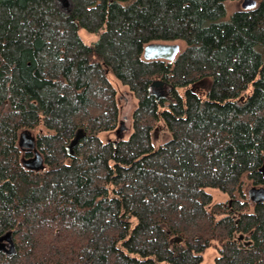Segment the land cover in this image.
Listing matches in <instances>:
<instances>
[{
	"label": "trees",
	"instance_id": "1",
	"mask_svg": "<svg viewBox=\"0 0 264 264\" xmlns=\"http://www.w3.org/2000/svg\"><path fill=\"white\" fill-rule=\"evenodd\" d=\"M70 1L0 0V264H199L211 244L215 264H264V204L242 190L264 185V0ZM153 41L184 47L145 59ZM109 74L137 99L127 137Z\"/></svg>",
	"mask_w": 264,
	"mask_h": 264
},
{
	"label": "rangeland",
	"instance_id": "2",
	"mask_svg": "<svg viewBox=\"0 0 264 264\" xmlns=\"http://www.w3.org/2000/svg\"><path fill=\"white\" fill-rule=\"evenodd\" d=\"M242 1L243 0H225L227 16H230L235 10L242 8L241 7ZM56 2H57L58 7L65 12H68L71 9L70 0H56ZM79 35L82 38V40L87 43L95 41L98 38L96 34L91 33L85 30L84 28H79ZM172 42L179 43L181 49L184 47V43L182 41H172ZM109 79L116 89V97H117L119 112H120L118 121H119V124L123 122V125H124L122 136L127 137L132 130V112L135 106L137 105V99L133 95V93L129 90V88L123 85L113 74H109ZM208 86H210V82L201 80L195 84V91L200 96H205L208 90L207 89ZM158 126L160 127V124H158ZM29 130L36 137V131L31 130V129ZM154 136L158 137L157 131L156 133L153 132V136H152L153 139H154ZM102 138L103 139L110 138L114 140L116 138L115 131L113 130L109 132L107 135L102 136ZM162 138H163V141L165 139L167 140L168 138H170V135L165 134L163 137L160 138L159 141H161ZM153 143L155 145L158 144V142L155 143L154 141ZM252 186H260V185L253 184L250 181H246L242 187V190L246 194L247 197H248V190ZM209 191L212 194L213 202H224V201L229 200L228 195L218 189L213 188V189H210ZM217 256H219V251L217 250L215 246L211 244L206 250L203 251L202 260L200 261L199 264H215Z\"/></svg>",
	"mask_w": 264,
	"mask_h": 264
},
{
	"label": "water",
	"instance_id": "3",
	"mask_svg": "<svg viewBox=\"0 0 264 264\" xmlns=\"http://www.w3.org/2000/svg\"><path fill=\"white\" fill-rule=\"evenodd\" d=\"M256 4V0H243L241 7L243 9H248L253 8ZM180 48V44L177 42H149L143 47V57L145 59H164L172 61L179 54ZM153 84L160 85L162 82L160 80H155ZM123 130L124 125L123 122H121V126L116 130V133L118 134ZM78 136L79 134H77L73 142L77 140ZM18 144L23 150L33 152L32 156L22 159V163L25 167L34 170L44 168L42 155L36 147V137L29 129H23L20 132ZM248 197L254 203L264 204V185L252 186L248 190ZM5 245L10 246L9 251L13 250L15 244L10 231H6L0 235V250L3 249Z\"/></svg>",
	"mask_w": 264,
	"mask_h": 264
},
{
	"label": "flooded vegetation",
	"instance_id": "4",
	"mask_svg": "<svg viewBox=\"0 0 264 264\" xmlns=\"http://www.w3.org/2000/svg\"><path fill=\"white\" fill-rule=\"evenodd\" d=\"M10 246L9 245H5L3 249L0 250V252H3L6 255H10L15 251V246L13 247L12 251H9Z\"/></svg>",
	"mask_w": 264,
	"mask_h": 264
}]
</instances>
